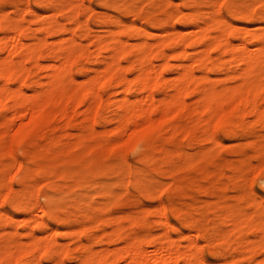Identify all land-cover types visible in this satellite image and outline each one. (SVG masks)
<instances>
[{
  "label": "rangeland",
  "instance_id": "1",
  "mask_svg": "<svg viewBox=\"0 0 264 264\" xmlns=\"http://www.w3.org/2000/svg\"><path fill=\"white\" fill-rule=\"evenodd\" d=\"M263 52L264 0H0V264H264Z\"/></svg>",
  "mask_w": 264,
  "mask_h": 264
},
{
  "label": "bare ground",
  "instance_id": "2",
  "mask_svg": "<svg viewBox=\"0 0 264 264\" xmlns=\"http://www.w3.org/2000/svg\"><path fill=\"white\" fill-rule=\"evenodd\" d=\"M76 14H77V13H76ZM52 15H53V14H52ZM198 32H199V31H198ZM197 35H198V34H197ZM5 37H6V36H5ZM15 37H16V36H15ZM6 38H7V37H6ZM12 38H13V37H12ZM219 38H221V37H219ZM16 39H18V38H16ZM6 40H7V39H6ZM14 40H15V39H14ZM15 41H16V40H15ZM170 41H171V40H170ZM17 42H18V41H17ZM19 42H20V41H19ZM226 42H227V40H226ZM18 45H19V44H18ZM20 45H21V44H20ZM3 46L6 47V45H3ZM235 46H236V45H235ZM241 46H242V45H241ZM230 47H231V48H230ZM230 47L228 46V49L230 48V49L232 50V49H233V48H232L233 45L230 46ZM242 47H243V46H242ZM236 49H237V48H236ZM246 49H247V48H246ZM246 49H245V52L248 53V51H246ZM243 50H244V48H243ZM247 50H248V49H247ZM28 51H29V50H28ZM226 51H228V50H226ZM250 51H251V50H250ZM229 53H230V52H229ZM246 53H245V54H246ZM249 53H250V52H249ZM263 53H264V52H263ZM249 55H250V54H247V55H246L247 59H248V56H249ZM252 55H253V54H252ZM252 55L249 56V58L251 57L250 59H252V57H253ZM253 59H254V58H253ZM241 63H242V61H241ZM68 65H69V63H68ZM250 67H251V66H250ZM250 67H248V68H250ZM246 68H247V67H246ZM62 69H63V68H62ZM62 69H60V70H62ZM184 69H185V68H184ZM1 70L4 71L5 69H1ZM247 70H248V69H247ZM7 71H8V70H7ZM145 71H147V70L144 69L143 72H145ZM4 72H6V71H4ZM4 72H1V71H0V75H2V73H3L2 76H4V77H3L4 79H6V78H8V77H7L8 75H5ZM59 72H60V71H59ZM185 72H186V71H185ZM6 73H8V72H6ZM61 73H62V72H61ZM61 73H59V75H58V73H57L56 77L54 76L55 79L57 78V76H60ZM140 73H141V72H140ZM8 74H9V73H8ZM144 74H146V73H144ZM185 75H186V74H185ZM187 75H188V74H187ZM187 75H186V76H187ZM2 76H1V77H2ZM51 76H53V74H52ZM142 76H143V77H142V78L140 77V78H141L144 82H143L142 80H140L139 83H140V82H141V83L143 82L142 84H145V85H143V87H146V83H145L146 80H145V79H146L147 76H144L143 74H142ZM5 77H6V78H5ZM54 77H53V78H54ZM187 77H188V76H187ZM59 78H60V77H59ZM143 78H144V79H143ZM55 79H54V80H55ZM181 80H182V79H181ZM186 80H188V79H186ZM106 83H107V82H106ZM141 83H140V85H141V88H140V89H142V84H141ZM182 84H183V83H182ZM138 85H139V84H138ZM180 85H181V84H180ZM183 85H184V84H183ZM178 86H179V85H178ZM179 87H181V86H179ZM179 87H178V88H179ZM90 88H91V86H89V88H87V89H90ZM4 89H6V88H4ZM202 89H203V88H202ZM6 90H7V89H6ZM88 91H89V90H88ZM209 101H210V100H209ZM206 103H207V102H206ZM208 103H209V102H208ZM15 105L18 106L17 102H15ZM15 105H14V107H17V106H15ZM208 105H209V104H207V107H206V104H205L203 108L205 109V107H206V108L208 109ZM122 106H123V105H122ZM122 106H121V107H122ZM207 109H206V110H207ZM255 109H256V108H255ZM251 110H252V109H251ZM31 120H32V119H31ZM216 143H217V142H216ZM158 209H159V208H158ZM41 212H42V211H41ZM158 215H159V214H158ZM21 220H22V219H21ZM163 220H164V219H163ZM162 224H164V223H162ZM165 224H166V223H165ZM230 229H231V228H230ZM116 233H117V232H116ZM247 239H248V238H247ZM167 241H168V240H167ZM190 244H191V243H190ZM188 247H189V246H188ZM196 247H197V246H196ZM134 249H135V248H134ZM132 250H133V249H132ZM129 251H130V249H129ZM135 251H136V250H135ZM131 253H132V251H131ZM157 253H158V252H157ZM135 254H136V252H135ZM126 255H127V254H126ZM133 255H134V254H133ZM139 255H140V254H139ZM137 256H138V254H137ZM86 257H87V256H86ZM120 257H121V256H120ZM133 257H136V256H133ZM133 257H132V258H133ZM59 258H60V257H59ZM133 259H134V258H133ZM133 259H132V260H133ZM57 260H58V259H57ZM60 261H61V260H60ZM37 262H38V261H37ZM55 262H56V261H55ZM94 263H95V262H94Z\"/></svg>",
  "mask_w": 264,
  "mask_h": 264
}]
</instances>
